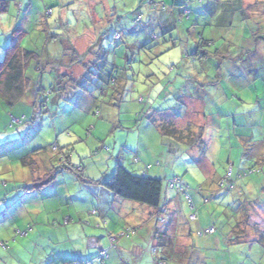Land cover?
I'll return each mask as SVG.
<instances>
[{
  "label": "rangeland",
  "instance_id": "1",
  "mask_svg": "<svg viewBox=\"0 0 264 264\" xmlns=\"http://www.w3.org/2000/svg\"><path fill=\"white\" fill-rule=\"evenodd\" d=\"M183 8L190 14L181 15ZM18 28L28 34L20 45L40 58L27 68L23 100L14 107L0 100V264H69L73 249L86 264H98L103 249L112 254L107 264H154L147 254L151 242L137 233L119 237L141 225L150 207L98 183L111 180L119 164L163 180L171 205L160 214L169 221L173 213L176 227L152 216L149 226L170 235L167 264H264V100L261 111L250 88L239 85L241 77L229 79V72L230 100L220 102V89L209 84L230 57L264 54L260 0H0V62ZM115 34L122 39L114 42ZM195 42L210 54L196 73L204 68L210 75H201L208 84L201 108L206 121L194 117V102L185 104L175 93ZM242 99L247 104L237 106ZM170 122L181 129L193 124V141L204 127L205 145L163 135L157 125ZM33 153L41 171L43 161L61 169L65 154L77 171L64 170L40 191L32 187L35 159L22 161ZM80 175L91 181L83 183ZM176 178L186 194L168 186ZM211 228L214 237L205 232ZM63 233L71 241L57 245ZM111 236L119 240L112 243ZM90 237L101 245L94 247ZM133 242L137 254L126 255ZM157 246L162 259L166 248L159 240Z\"/></svg>",
  "mask_w": 264,
  "mask_h": 264
},
{
  "label": "crops",
  "instance_id": "2",
  "mask_svg": "<svg viewBox=\"0 0 264 264\" xmlns=\"http://www.w3.org/2000/svg\"><path fill=\"white\" fill-rule=\"evenodd\" d=\"M205 41H207V40H205ZM206 45L208 46L207 43H206ZM195 46H197L196 47L197 49L195 48ZM195 46H192V47H193V49H196V52H193V54H190L189 57H187V60H190V61H186V65L188 64L187 69L189 70V72L185 74L184 78H182V77L180 78L179 76L177 77L180 79L181 84L177 87V92H175V93L177 95V99L182 101L185 104H192V102H194L192 104V108H193V105H195L196 107H195L193 113L197 114L194 117L201 116V120L206 121L207 117H205V115L202 114L201 108L204 109V106L207 103L206 102L207 92L205 90V87L208 84L203 83V81H202L203 78L201 75H205V77L209 78V80H210V75L206 74L204 72V68L201 69V74H196V73H197V70L199 69L198 63L203 64V62H206V60L209 58H207L205 61L201 60L199 58L198 52H201V53H204V52L199 50V48L201 47L199 42L198 43L195 42ZM101 51H102V49H101ZM219 55H220V53L218 54V56ZM246 55L249 56L248 60H246V59L244 60L243 57H238V56H236L234 59L230 57V65L228 66V68L227 67L225 68L224 65H219L218 72L216 70L217 76L214 77L215 78L214 82L210 81L209 84L212 85L213 87H217L220 89L218 92L221 94L220 97H222L223 99H220L219 101L224 102L226 100H230V97H233V96L229 95L227 92V87L232 88V85L227 86V80L225 79L226 76L224 75V72H227V73L229 72L228 74H231L229 79L235 78L237 80V78L241 77V79L239 80V82H241V83L239 85H242V86L246 85V87L250 88V91H251L250 96L256 100L258 106L260 107L262 105V101L264 100V94H259V89H262L264 91V76L260 75V72H264V65H263L264 59H259V57H264V54L262 53V51H259V50H256L254 52L247 50ZM208 57H210V56H208ZM254 57H256V58H254ZM224 59H226V58H224ZM258 61H260V62H258ZM184 68L186 69V67H184ZM185 69H184V71H185ZM220 75H221V77H220ZM175 79H174V81H175ZM192 81H196L197 83H193ZM173 85H176V83ZM234 86L236 88H243V87H240V86L235 85V84H234ZM189 87L194 88L196 90V93H198V94H201V92H203L202 93L203 98L200 99V98H193L192 96H188L189 95V93L187 92L188 90H185V88H189ZM230 92L234 93L232 90ZM226 93L229 95V97L226 95ZM253 94L256 95V98H255V95H253ZM178 100H176V102ZM195 101H197V102H195ZM235 104L237 106H241V104L246 105L247 103L245 102V100L242 99V100H239V102L236 100ZM217 105H218V103H217ZM259 109L262 111L261 107ZM257 112H255V113L257 114ZM209 118H210V116H209ZM207 122H205V123H207ZM34 153L32 155H29V156H31L32 158L35 159L36 153L35 154ZM33 161L35 162L34 165L36 166V168L34 170H32V174L34 175V177L32 178V181H34V183L40 182L38 180H42L44 178H47L48 174L53 169H55L53 164H51V166L53 165L51 168L50 167L48 168V164L46 165L43 161L42 162V164H43L42 168H45V170L41 171L40 162L38 163L37 159H35ZM57 177H58V174L55 176V180L53 182L42 183L38 189H40V191H41V190H43L49 186H52L56 182ZM166 205H171L170 202H168V197H166V202L162 206V208L165 207ZM260 209L264 210V207L263 208L260 207ZM160 213H161V210L156 212V210L150 208V212H147L146 215L148 214L149 216L156 217V220L159 224H161V222L163 223L162 220H164L165 223L167 222L166 225H169L172 223L173 224L172 230L174 231V227H176L174 225V221L176 220L174 217V214L173 213L170 214L168 217L169 221L168 220L165 221L164 216H162V214H160ZM134 214H136V210H134L133 212H130L128 216H131V215L134 216ZM143 216H144V213L142 215V220H141L142 222H140L141 225H138L137 227L136 226H134V227L128 226L126 231L128 229H130L133 231V233H137V235L140 234L139 239H142L144 242L149 241L152 243V246L150 248V253L145 252L144 249L142 252L149 254L150 255L149 257L152 258L154 264H167L169 257L172 256V253H170V251L168 252V250H167V247L171 246V242H172L170 235H168V233H166V232H162L163 227L160 228V226L159 227L157 226L154 229H150V226H149V222H150L149 220H151L150 217L146 216L143 219ZM102 219L107 220L103 216H102ZM107 223H108V221H107ZM159 230H161V231H159ZM216 235H217V232L215 233V235H212V237H214ZM91 239L92 240L95 239V242H93L94 247L97 248L98 246L101 245L99 242H97V238L90 237V240ZM157 240H159L160 245H162L166 248V250L164 251V254H163L164 258H162V259L160 257H159L160 259L158 258L159 246H157ZM57 241L58 242L56 244L60 245L61 243L70 242L71 239L69 238V236H67V233L66 234L63 233L61 236L57 235ZM185 243H186V246L189 247V244L187 242H185ZM129 247H132V249ZM129 249H131V250H129ZM135 250H136V252H135ZM73 251H74L73 259L68 260L67 263L70 264V263H74V262H83L84 264H86L85 261L80 260L81 258L78 256L79 251L76 249H73ZM137 251H138V246H135V242H133L132 244H130L128 246V250H125L124 253H126V255H132L134 253L137 254ZM109 254L110 255H109L108 260H111L112 254H111L110 250H109ZM149 260H150V258H149Z\"/></svg>",
  "mask_w": 264,
  "mask_h": 264
},
{
  "label": "trees",
  "instance_id": "3",
  "mask_svg": "<svg viewBox=\"0 0 264 264\" xmlns=\"http://www.w3.org/2000/svg\"><path fill=\"white\" fill-rule=\"evenodd\" d=\"M183 14L184 12L181 15ZM184 16H186V14H184ZM141 20H142V16H139L137 22H141ZM26 36H28V34L22 28H18L13 34V43L12 46L6 52L5 60L0 62V100L4 104L11 107H14L18 103H20L23 100V98L26 96L28 84H29V78L27 77L26 74L27 68L29 64L33 62V60L38 61L40 58L38 57L39 55L36 52L28 51L27 49L23 48L20 45L19 42ZM118 36L119 39H116ZM121 39L122 38L119 34H115L114 42H118ZM207 42L209 41H205L204 43ZM198 53L200 59L210 58L208 57L210 56V54L208 55L207 53H201V52ZM77 55L78 54L76 53L74 57L77 58ZM75 61L82 63L81 58L75 59L74 62ZM96 74H98V72H96L95 75ZM192 127H194V125L191 123L182 129L178 128L172 122L162 123L157 125L158 130L160 129L163 135L174 138L175 140H181L184 144H187L191 147H196V146L201 147V145L204 144L205 129H203L204 127L200 128L199 129L201 131V134L199 135L200 139L193 141L192 139H193L194 131L192 130ZM65 155H64V163H61L62 165L61 169L55 167V169H53L48 174L47 178L38 180L40 182L35 183V185L32 187L39 188L42 183L53 182L55 180V176L57 174L64 172V170H70L72 172H74V170L77 171L76 169L77 167L72 166L70 164L68 154ZM31 159L32 157L27 155L22 158V161L23 163H26ZM32 163L34 164L35 162L32 160ZM257 170H259L258 173H260V169ZM255 171L256 170L254 169L253 172ZM79 179H81L83 183L91 181L85 179V177L83 178L81 175ZM92 182L95 183V181ZM98 183L104 189L112 192L115 196L120 197L127 201H132L141 205L148 206L156 210V212L162 210L164 208V207L162 208V206L166 202V199L164 200L163 198L164 188H163L162 179L152 178L147 176V174L145 176L135 175L132 172L128 171L122 164L118 165L116 173L111 180L106 182H98ZM29 190L31 191L30 188H28V191ZM162 221L164 222V220ZM79 263L84 264L83 262H79Z\"/></svg>",
  "mask_w": 264,
  "mask_h": 264
},
{
  "label": "built area",
  "instance_id": "4",
  "mask_svg": "<svg viewBox=\"0 0 264 264\" xmlns=\"http://www.w3.org/2000/svg\"><path fill=\"white\" fill-rule=\"evenodd\" d=\"M48 12L51 14L52 13V11L51 10H48ZM184 14H189V10H187V9H184ZM116 39H119V36L116 38ZM135 162H138V163H140V159L139 158H136L135 159ZM259 172V170H256L255 171V173H258ZM252 173H254L253 171H252ZM147 174V171H146V173H144L143 174V176H145ZM169 184V183H168ZM172 188H176L177 190H179V191H182V192H184L185 194H186V188L184 187V185L181 183V180L179 179V178H176V179H174L170 184H169ZM187 196V195H186ZM187 200H188V202H189V204H190V206L193 208L194 207V205H193V201H192V198H190V197H188L187 196ZM161 212H163V211H161ZM190 220L191 221H196L197 220V216L196 215H192V216H190ZM106 222V221H105ZM215 229L214 228H211V229H209V230H207V231H205L207 234H209V235H214L215 234ZM132 233H133V231L132 230H130V229H128L126 232H123L119 237H129L130 235H132ZM204 233V231H202V232H200L199 234H203ZM119 238L118 237H113V236H111L110 237V240L112 241V243H114L115 242V240H118ZM2 246H4L3 244H1ZM114 246H113V248H115L116 247V244H113ZM109 250H106V249H103V250H100V254L98 255V258H97V262H98V264H107V261H108V259H109ZM73 264H81V263H79V262H75V263H73Z\"/></svg>",
  "mask_w": 264,
  "mask_h": 264
},
{
  "label": "clouds",
  "instance_id": "5",
  "mask_svg": "<svg viewBox=\"0 0 264 264\" xmlns=\"http://www.w3.org/2000/svg\"><path fill=\"white\" fill-rule=\"evenodd\" d=\"M261 5H264V0H260Z\"/></svg>",
  "mask_w": 264,
  "mask_h": 264
},
{
  "label": "snow or ice",
  "instance_id": "6",
  "mask_svg": "<svg viewBox=\"0 0 264 264\" xmlns=\"http://www.w3.org/2000/svg\"><path fill=\"white\" fill-rule=\"evenodd\" d=\"M0 238H5V237H0ZM25 244L27 243V242H24Z\"/></svg>",
  "mask_w": 264,
  "mask_h": 264
}]
</instances>
